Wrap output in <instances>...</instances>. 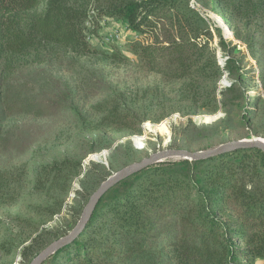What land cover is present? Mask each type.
I'll return each mask as SVG.
<instances>
[{
	"label": "trees",
	"instance_id": "trees-1",
	"mask_svg": "<svg viewBox=\"0 0 264 264\" xmlns=\"http://www.w3.org/2000/svg\"><path fill=\"white\" fill-rule=\"evenodd\" d=\"M218 3L230 25L239 20L260 27L262 39L250 35L247 42L253 56L264 51V0H211L213 7ZM104 18L122 20L137 38L125 49L95 47L91 37L99 35ZM214 31L190 0H0L5 73L0 89L6 86L0 90V147L7 118L54 117L74 106L73 89L60 78L50 77L46 91L32 95L24 77L17 76L22 68L55 53L125 61L128 52L167 80L212 83L234 67L242 73L235 64L236 46L228 44L221 28ZM215 35L227 57L223 68L211 46ZM262 71L258 77L264 81ZM207 98L208 111L215 112L217 99ZM102 120L123 121L136 130L117 108ZM258 259L264 260V150L253 147L167 160L118 181L77 238L42 264H255Z\"/></svg>",
	"mask_w": 264,
	"mask_h": 264
},
{
	"label": "rangeland",
	"instance_id": "rangeland-1",
	"mask_svg": "<svg viewBox=\"0 0 264 264\" xmlns=\"http://www.w3.org/2000/svg\"><path fill=\"white\" fill-rule=\"evenodd\" d=\"M192 2L213 31L221 28L228 44L236 46L235 64L242 73L234 67L212 83L167 80L128 52L125 61L55 53L21 69L17 76L24 77L32 95L46 91L54 77L70 85L75 98L65 114L14 115L2 124L0 264H30L36 254L72 232L106 177L156 152L183 147L205 151L233 141L264 140V81L258 77L264 70V51L253 56L247 42L250 35L262 39L260 27L239 20L230 25L220 3ZM135 38L122 20L104 18L91 42L111 52L112 45L125 49ZM211 46L223 68L227 57L216 35ZM0 76H5L1 67ZM207 97L217 99L215 112L208 111ZM99 104L117 108L136 130L119 120L104 123L108 110Z\"/></svg>",
	"mask_w": 264,
	"mask_h": 264
},
{
	"label": "water",
	"instance_id": "water-1",
	"mask_svg": "<svg viewBox=\"0 0 264 264\" xmlns=\"http://www.w3.org/2000/svg\"><path fill=\"white\" fill-rule=\"evenodd\" d=\"M257 147L264 150V140L262 139H253L248 141H233L221 145L218 148H213L205 151H190L185 149H168L164 151H159L151 156L143 159L140 162L134 163L122 171L115 173L114 175L110 176L107 180L102 182L100 186L93 192L91 197L89 198L81 218L76 225V227L70 232L67 236L54 241L49 246H47L44 250H42L31 262L30 264H42L51 254L57 251L64 245L72 242L77 236L84 230L86 225L88 224L92 213L96 207V204L101 199V197L118 181L130 176L131 174L152 166L154 164L164 162L165 160L173 157H178L181 159H201L206 157H211L217 154H221L223 152H227L229 150H234L237 148H253Z\"/></svg>",
	"mask_w": 264,
	"mask_h": 264
},
{
	"label": "built area",
	"instance_id": "built-area-1",
	"mask_svg": "<svg viewBox=\"0 0 264 264\" xmlns=\"http://www.w3.org/2000/svg\"><path fill=\"white\" fill-rule=\"evenodd\" d=\"M191 6L197 9V7L195 6V4L193 2L191 4Z\"/></svg>",
	"mask_w": 264,
	"mask_h": 264
}]
</instances>
